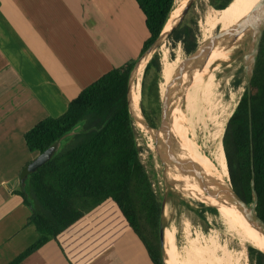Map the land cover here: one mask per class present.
<instances>
[{"label": "trees", "instance_id": "1", "mask_svg": "<svg viewBox=\"0 0 264 264\" xmlns=\"http://www.w3.org/2000/svg\"><path fill=\"white\" fill-rule=\"evenodd\" d=\"M232 1L210 0L218 19L222 13L227 17L233 11ZM136 2L149 33L142 56L164 29L175 0ZM262 2L259 0L258 6ZM188 15L169 40L182 44L189 55L199 42L196 22ZM136 62L113 69L73 99L62 116L46 118L25 134L29 151L42 154L76 131L22 185L19 195L31 210L30 223L40 238L9 264H23L52 240L69 264H91L127 232L139 237L154 264H164L160 245L162 202L141 160L139 131L127 102L128 81ZM161 71L160 58L155 54L145 68L141 89V107L153 127L161 109ZM236 106L237 102L223 138L229 176L234 190L248 204L252 202L254 176L256 211L264 221V36L251 83L252 133L246 87ZM247 224L252 236L264 245V239ZM176 236L174 232L173 263L186 264ZM248 252L252 264H264L263 253L253 247H248Z\"/></svg>", "mask_w": 264, "mask_h": 264}, {"label": "crops", "instance_id": "2", "mask_svg": "<svg viewBox=\"0 0 264 264\" xmlns=\"http://www.w3.org/2000/svg\"><path fill=\"white\" fill-rule=\"evenodd\" d=\"M149 33L136 0H0V264L40 234L19 191L39 154L25 134L57 118L91 84L138 60ZM23 264H69L49 241ZM91 264H154L127 232Z\"/></svg>", "mask_w": 264, "mask_h": 264}, {"label": "bare ground", "instance_id": "3", "mask_svg": "<svg viewBox=\"0 0 264 264\" xmlns=\"http://www.w3.org/2000/svg\"><path fill=\"white\" fill-rule=\"evenodd\" d=\"M187 2L188 0H175L174 3L175 6L171 13L169 23L165 28V32L168 31V28L172 24V22L178 16L181 15ZM238 3L241 4V7H243L242 8L243 14L240 18L238 24L239 26L243 24L244 21L254 12V10L258 6L259 0H233L230 5L236 6ZM209 13L210 15L206 17L209 25L222 22V20L216 17V14H214V12H209ZM246 36L247 33L239 37L233 44L225 48L226 57L231 58L236 53L238 46H243V44L247 42ZM179 45L181 44L179 43ZM200 45L201 44H199V46ZM163 48L165 49V57H164L165 59L161 71V82H160L161 98L165 96L168 86L171 83L175 73L187 59V58L185 59L182 56L180 50H179V54L175 59H170L169 57L170 48L168 47L166 42L163 43V45L160 48V51H162ZM144 69H145V65H143L139 69L137 80L139 75ZM141 84H142V80L141 82H139L138 90H137V81H136L135 92H134V96L135 94L136 96L133 97L135 103L134 112L137 116H140L141 88H142ZM221 87L222 84L219 81V76L211 77L205 75L202 70L196 75H194L189 80V83L185 85L183 96L180 101L181 104L180 105L178 104L179 106L177 107V109H175L172 118V126H173V133L175 138L178 134H181L182 132L187 133V131L183 127L184 124L182 125L181 118L179 117V112L182 104L186 108V112L188 114L190 113L192 114V112L193 113L196 112L198 118L199 117L201 119L209 118L213 122L214 128L212 130L213 132H211L210 134V140H209L212 148L210 157H208L203 153V151L201 150L200 146L197 144L194 138H191L186 144L185 146L186 148L184 149L182 148V149L185 151V153H187V155L194 163L202 167L212 178H214L224 186H229L230 178L228 176L229 171L227 172L228 165H227V160L223 146V138L226 131L227 123L229 122V119L234 113L232 112V110L236 102L237 104H239L240 97H238V92L236 90L237 86L236 85L233 86L231 81H229L228 83L226 95L221 93ZM227 96L230 97L231 100L230 102L226 103L224 99ZM137 125L145 136L143 126L139 124ZM148 143L150 144V146H152L153 150L155 151L154 142L148 139ZM177 180H182V178L180 176H177ZM200 194L202 195L200 199L189 196L187 194H182L181 196L184 199H186L188 202L197 206H205V207L207 205L215 206V208L217 209L216 210L217 212L215 214L218 216L219 221L221 222L222 231L228 235L237 238L240 244V249L239 250L231 249L226 242H222L221 235L218 230L203 231L200 228H195L194 226H192L189 221H185L184 236L188 238V242L186 243V246L182 248V252L185 256L186 264H249L248 255L246 253L247 245L264 252V245L258 241L256 236L255 237L252 236V233L247 226L248 224L245 221L240 211L239 212L243 219L237 214L234 208L221 206L216 202V200L207 196L204 197L203 193ZM170 211H171L170 206H168L167 209L165 210V215H164L165 220L167 221V226L164 235V248H165L164 254H165L166 264H174L173 253H172L173 234L175 231L177 232L176 224L170 221V216H171ZM189 239L195 240L196 246L194 253ZM226 256L229 258L231 262L227 259Z\"/></svg>", "mask_w": 264, "mask_h": 264}, {"label": "water", "instance_id": "4", "mask_svg": "<svg viewBox=\"0 0 264 264\" xmlns=\"http://www.w3.org/2000/svg\"><path fill=\"white\" fill-rule=\"evenodd\" d=\"M196 1L197 0H188L181 15L172 22L168 28V31L165 32V28L167 27L170 18L168 19L157 40L145 51L144 54H142V56H140V58L135 63L128 81L127 102L129 112L133 119L134 125H142L146 132L153 139L155 144V152L163 165L164 180L168 187H170L171 190L173 189L172 191H175L180 195L187 194L199 199L202 197L200 193H203L204 197L207 196L216 200V202L221 206L237 209L242 213L243 217L245 220H247L253 230L259 233V235L264 239V221L259 217L256 211L258 205V194L255 188L254 176L251 184L252 202L248 204L234 190L231 182L229 186H224L212 178L202 167L198 166L190 159L187 153H185V151L176 142L172 126V118L175 109L182 99L185 85L189 83V80L204 68L209 57L214 51L233 44L239 37L247 33V42L244 43H247V54L243 61V72L245 75L246 89L248 91V101L250 105V129L252 133L251 83L254 77V71L259 56L260 45L264 36V0L258 6V8H256L254 12L244 21L243 24L218 33L201 47L198 46L195 52L189 54L185 62L175 73L171 83L168 86L165 96L161 98V115L159 126L153 127L150 124L141 107L140 116H137L134 112L135 103L133 97L139 69L143 65H145V68L147 67L148 63L154 57L157 50L161 48L163 43L170 39V36L182 24ZM75 133L76 131H73L63 136L52 148L42 154H39V156L33 162L27 165L23 170L22 185L25 184V180L30 173H33L38 168L49 162L60 150L63 141L66 138L73 136ZM177 176H180L182 180H177ZM169 195L171 196L168 191L165 192L162 200V214L160 224V243L164 264H166L164 254V235L166 230V226L164 224V215ZM207 206L215 208L213 205ZM258 251L264 254L263 251Z\"/></svg>", "mask_w": 264, "mask_h": 264}, {"label": "rangeland", "instance_id": "5", "mask_svg": "<svg viewBox=\"0 0 264 264\" xmlns=\"http://www.w3.org/2000/svg\"><path fill=\"white\" fill-rule=\"evenodd\" d=\"M242 8L243 7H241V4L239 3L236 6L233 5V11L229 13V16L226 17L224 13L221 14L222 22L209 25L206 17L210 15L209 12H213V10H216V9H214L210 5V0H197L193 8L190 10L188 17L191 20L196 22L197 30H198V42L199 44H201L200 47L204 45L207 41L212 39L214 36H216L218 33L224 32L235 26H238L240 18L243 14ZM166 43L168 47L170 48V52H169L170 59H175L177 55L179 54V50L181 51V54L185 59L189 56L184 51L183 46H181L182 44L181 45L174 44V42L171 40H168ZM246 47H247V43L243 44V46H238L236 53L231 58L226 57V54H225L226 47L217 49L211 54L204 68L202 69L205 75H208L211 77L219 76V81L222 84L221 93L224 95H226V90H227L229 81L232 82L233 86L236 85L237 86L236 90L238 92V97H240V100L245 93V87H246L245 75L243 72V64H242L247 54ZM156 54H158L161 65L163 66V62L165 59L164 58L165 49L163 48V50L160 51V48H159ZM144 71L145 69L141 72V74L138 77L137 90H138L139 82H141L143 78ZM224 100L227 103V102H230L231 99L230 97L227 96L225 97ZM180 104L181 102L179 103V105ZM160 115H161V109L157 117V122H156L157 126H159L160 124ZM179 117L181 118V123L182 125L184 124L183 127L185 128L187 133L182 132L181 134H178L176 136L175 140L178 143V145L184 149L186 148L185 146L188 143V141L191 138H194L197 144L200 146L203 153L207 155L208 157H210L212 148H211V144L209 140H210V134L211 132H213L212 130L214 128L213 122L209 118H202V119L200 117L198 118V115L196 114V112L195 113L192 112V114L191 113L188 114L183 104L181 105ZM189 117L192 119H190ZM136 128L139 131L138 140H139V143L141 144L142 153L144 154V157L142 158V160L150 175L152 182H154L156 185L157 196L161 199V202H162L165 192L168 191L169 194H171V196L169 195L166 209L168 206H170V210H171L170 211L171 212L170 221L174 222L177 226V232L176 231L175 232L177 235L176 240H177L179 250H182V248H184L186 246V243L188 242V238L184 236V222L185 221H189L192 226H194L195 228H200L203 231L218 230L220 232L222 242H226L231 249L239 250L240 244H239L238 239L222 231L221 222L219 221L218 216L215 214L217 212L216 208L210 207V206L205 207V206L194 205L188 202L186 199H184L179 193L172 191L173 189L171 190V188L168 187V185L166 184L164 180L163 165L161 161L159 160L156 152L153 150L152 146H150V144L148 143V139L151 141H153V139L146 132L145 129H144V133L146 137L141 132V130L138 128V126H136ZM226 129H227V126H226ZM36 154L37 153H35V155ZM227 172H228V166H227ZM235 211L241 217L240 212L237 209H235ZM164 224L165 226H167V221L165 220V217H164ZM189 240L191 242L193 253H194L195 246H196L195 240H191V239ZM248 247H251V246H248V245L246 246V253L248 255V263L252 264V260L248 252ZM227 259L229 260L228 257Z\"/></svg>", "mask_w": 264, "mask_h": 264}, {"label": "built area", "instance_id": "6", "mask_svg": "<svg viewBox=\"0 0 264 264\" xmlns=\"http://www.w3.org/2000/svg\"><path fill=\"white\" fill-rule=\"evenodd\" d=\"M137 141H138V146L141 147V144L139 143V140H137ZM140 157H141V160L144 157V154L142 152L140 153ZM142 162H143V160H142ZM143 164H144V162H143ZM152 187H153L154 193L157 195L156 185H155L154 182H152Z\"/></svg>", "mask_w": 264, "mask_h": 264}]
</instances>
